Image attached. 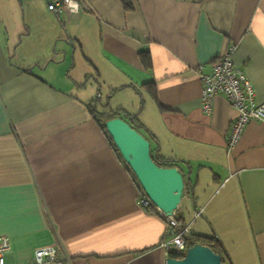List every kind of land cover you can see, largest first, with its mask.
<instances>
[{
  "label": "crops",
  "instance_id": "obj_1",
  "mask_svg": "<svg viewBox=\"0 0 264 264\" xmlns=\"http://www.w3.org/2000/svg\"><path fill=\"white\" fill-rule=\"evenodd\" d=\"M31 1L0 0L6 263L29 264L38 247L55 243L71 264H166V221L140 204L132 171L97 122L82 82L94 77L101 89L140 94L138 116L155 154L193 183L177 210L183 224L200 209V178L228 179L192 233L217 236L234 264H264V122H250L230 149L236 110L221 93L211 113L201 100L202 72L235 45V64L264 102V0H81L75 16L38 0L50 18L45 34L21 19Z\"/></svg>",
  "mask_w": 264,
  "mask_h": 264
},
{
  "label": "built area",
  "instance_id": "obj_2",
  "mask_svg": "<svg viewBox=\"0 0 264 264\" xmlns=\"http://www.w3.org/2000/svg\"><path fill=\"white\" fill-rule=\"evenodd\" d=\"M48 8L56 13L68 11L75 16L82 8L81 0H48ZM235 45L217 58L208 73L201 74L202 89L201 100L202 110L211 113L213 110L214 97L221 93L226 96L231 106L236 110L237 116L230 125L228 147L232 149L241 139L247 125L252 121L264 122V102L256 99V90L252 81L245 71L235 64L233 52ZM140 204L148 209L151 204L149 197L142 191L139 195ZM158 212L166 221V232L162 240V246L167 255L170 250L181 253L187 251V236H189V225L183 224L180 218L175 215H165L156 207ZM200 211L197 212L199 214ZM201 214V213H200ZM10 237L0 235V264H7L6 259L10 251ZM29 264H71L70 259L61 253L57 244H50L38 247L35 250L34 258Z\"/></svg>",
  "mask_w": 264,
  "mask_h": 264
},
{
  "label": "water",
  "instance_id": "obj_3",
  "mask_svg": "<svg viewBox=\"0 0 264 264\" xmlns=\"http://www.w3.org/2000/svg\"><path fill=\"white\" fill-rule=\"evenodd\" d=\"M67 40L74 48V42L68 37ZM105 125L115 147L151 203L161 209L165 215H175L179 218L177 210L186 192V179L183 172L176 165L157 164L151 154V141L124 118L120 116L110 118ZM166 264L226 263L222 255L211 247L196 244L189 247L181 258L168 257Z\"/></svg>",
  "mask_w": 264,
  "mask_h": 264
},
{
  "label": "rangeland",
  "instance_id": "obj_4",
  "mask_svg": "<svg viewBox=\"0 0 264 264\" xmlns=\"http://www.w3.org/2000/svg\"><path fill=\"white\" fill-rule=\"evenodd\" d=\"M46 6L48 7V1L46 0ZM49 9V8H48ZM31 10V11H29ZM37 14V18H32L30 17L29 14ZM21 14V19H25L27 24H31L32 29L34 30L35 28H39L42 31V34H45L47 29L51 27L50 23V18L46 14L42 2L38 0H32L31 4L29 5L27 10H22L20 12ZM55 14V13H54ZM57 17V16H56ZM13 19H9L10 25H14ZM59 21V20H58ZM60 23V21H59ZM61 24V23H60ZM62 25V24H61ZM43 39H47V37H39ZM74 72L78 71L76 68H73L72 66H67L64 70V72L67 71ZM79 75L82 77V73H79ZM94 77H91L86 81L87 79H82V82H87L86 86V91L90 95V98L93 100L95 103V108L97 113L100 115L101 118H105L106 114L111 111V110H116V109H127L131 113H136L138 116V110L141 108V96L139 93H136L134 91L131 92H126L125 90H119L117 89L115 92L109 91V88L106 86H103L101 89L102 84L100 83L99 85L96 83L98 86L99 90L95 91L94 97L92 96V93H94V87L96 85L94 84ZM67 83V82H65ZM71 85V84H69ZM150 94H152V89H149ZM125 119H128V116H124ZM139 118V116H138ZM140 119V118H139ZM140 132L145 134L143 129H139ZM228 179L216 177V178H211V177H204L202 176L198 182V184L195 186V193H196V199H198V206L200 213L202 214H197L196 216L193 215L190 220H188L187 226L189 225L191 228L189 229V232L192 233V227L193 224L195 223V220L198 218V221H204V214L203 211L205 207H207L205 210H208L212 204L222 197L231 187L233 182H228ZM210 203V204H209ZM209 204V206H207ZM202 205V207H200ZM197 211V212H198ZM203 219V220H202ZM212 232L213 229L211 228ZM8 264V263H7Z\"/></svg>",
  "mask_w": 264,
  "mask_h": 264
},
{
  "label": "trees",
  "instance_id": "obj_5",
  "mask_svg": "<svg viewBox=\"0 0 264 264\" xmlns=\"http://www.w3.org/2000/svg\"><path fill=\"white\" fill-rule=\"evenodd\" d=\"M142 59H143V62H144V64H145L146 67L147 66H150L151 62L149 60L148 55H143L142 56ZM149 88L151 89V87H149ZM152 94H153L154 97H156V89L153 88ZM93 113L95 115V118H96L98 124L100 125L101 129L103 130L104 134L106 135V137L108 138V140L110 141V143L112 144V146L114 147V149L117 151L120 159L123 160L121 154L119 153V151L115 147V144L113 142L112 137L108 134V131H107L105 122L108 119H110V118H113V117H116V116H120V117L124 118V116L126 115V116H128V119H125V118L124 119L127 120L132 125V127L136 128V129H138V131H140L139 129H143L144 127L141 124L138 116H136L137 114L136 113H131L127 109H120L119 108V109H116V110L109 111L106 114L105 118L103 119L97 113L96 108L93 110ZM154 150L155 149L151 145V154H152V157H153V159L155 160V162L157 164L162 165V166H174L175 165V162L173 160L163 159V157H159L158 155L155 154V151ZM127 168L130 169L128 166H127ZM133 176H134V174H133ZM136 183H137V181H136ZM137 185H138V183H137ZM187 185L188 186L193 185V183L190 181V179H186V187H187ZM138 187H139V185H138ZM140 191H142L141 188H140ZM148 210H152V211H155V212L158 211L157 208H156V206L153 205L152 203L148 206ZM196 244H203V245H207V246L211 247L215 252H217V253H219V254L222 255L223 261L226 264H234L233 261L231 260L230 256H229L226 248L224 247V245L222 244L221 240L218 239L217 236H215V235L206 236V235L198 234V233H191V234H189V236H187V248L192 247V246H194ZM184 255H185L184 253L178 252L176 250H170V252H169V257H173V258H181Z\"/></svg>",
  "mask_w": 264,
  "mask_h": 264
},
{
  "label": "bare ground",
  "instance_id": "obj_6",
  "mask_svg": "<svg viewBox=\"0 0 264 264\" xmlns=\"http://www.w3.org/2000/svg\"><path fill=\"white\" fill-rule=\"evenodd\" d=\"M48 1V0H47ZM53 12V11H52ZM54 13H56V12H54ZM56 14H59V13H56Z\"/></svg>",
  "mask_w": 264,
  "mask_h": 264
}]
</instances>
